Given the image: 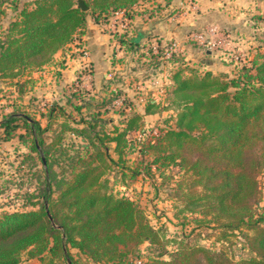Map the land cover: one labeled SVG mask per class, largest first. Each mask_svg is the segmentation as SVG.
<instances>
[{
    "label": "trees",
    "instance_id": "16d2710c",
    "mask_svg": "<svg viewBox=\"0 0 264 264\" xmlns=\"http://www.w3.org/2000/svg\"><path fill=\"white\" fill-rule=\"evenodd\" d=\"M5 2L0 0V14ZM84 2L92 12H115L130 10L138 0ZM86 13L77 8V0H33L24 6L0 37V77L16 79L26 70L38 71L48 65L77 34H83ZM183 72L186 70L179 69L172 76L171 95L180 98L174 105L182 110L164 132L163 139L176 147V153L166 159L192 174L195 179L190 189L202 187L203 194L188 189L182 196L181 213L196 214L204 208L208 215L219 213L227 219L220 225L222 234L238 231L252 256L235 260L223 250L192 245L182 236L173 239V252L164 251L143 264H264V181L259 179L264 176V45L251 59H244L238 76L207 71L202 78L193 79ZM111 96L109 101L101 99V108L120 98L115 91ZM48 112L47 128L52 126L55 112L67 117L60 125L61 134L48 147L42 137L45 129L34 118L14 113L0 124L8 131L11 123L23 120L32 139L30 150L40 154L41 147L44 156L40 159L46 169L42 200L32 203L35 210L0 214V264H23L25 252L30 258L58 257L60 264H120L123 256L145 243H163L165 231L156 230L129 197L113 193L105 179L106 170L117 165L108 144H115L114 153L123 162L127 133L138 126L139 115L127 122L126 130L117 133L115 127L110 135L102 134L105 123L98 119L84 122L86 127L81 129L70 125L69 119H74L63 106ZM152 113L153 106H145L144 115ZM63 133L82 141L87 133L91 136L90 143L83 145L87 155H68L65 163H58L66 165L59 176L49 156L53 146L62 144ZM186 160L191 162L184 168ZM46 203L53 221L48 218ZM244 229L252 235L244 234ZM71 249L77 250L78 259ZM165 254L168 258H163Z\"/></svg>",
    "mask_w": 264,
    "mask_h": 264
},
{
    "label": "rangeland",
    "instance_id": "374dc122",
    "mask_svg": "<svg viewBox=\"0 0 264 264\" xmlns=\"http://www.w3.org/2000/svg\"><path fill=\"white\" fill-rule=\"evenodd\" d=\"M6 1L2 7L3 13L0 14V37L17 18L21 9L31 4L33 0ZM203 4L207 5L202 0H188L183 7L193 10L195 16H200L203 11L210 10V8L203 10ZM179 5L182 7V4ZM252 5H254L252 11H247L249 8L246 9L243 6L234 9V13L239 11L237 16L243 13L242 19L249 18L250 24H242L244 30L239 37L242 39L239 40L235 33L229 37L220 33V36L227 38L233 49L218 47L205 50L197 43L183 42L182 52L174 54L171 59H165L161 51L144 57L146 54L143 53L145 51L143 47L142 51L135 49L134 52L137 54L131 52L127 61L122 55L121 58L114 57L119 60V66L108 71L107 81L103 88L99 83L98 89L101 91L99 90L97 94L86 90L87 92L75 96L72 92V89L77 87L75 81L71 86L70 83H61L65 58L80 56L82 54L80 44L76 46L73 44L66 54L55 56L51 64L54 69L48 65L35 75L33 73L35 69H32L26 70L16 79L0 77V124L14 113L18 116L24 114L34 118L45 129L42 137L46 147L52 145L55 138L59 137L62 131L60 125L67 120V117L58 116L55 112L57 116L53 119L52 126L47 128L50 122L48 111L52 107L63 106L71 119H74L73 121L69 119V124L77 126L78 129L86 127L83 126L84 122L96 119L103 121L105 128L102 134L110 133V135L114 133L115 127H117V133L126 130L127 122L139 115L138 126L127 133L128 144L123 150V162L118 160L117 154L114 153L115 144H108L110 155L117 161V165H112V168L106 170L105 179H109V186L113 193L129 197L144 212L149 223L156 230L165 231V238L159 245L145 243L137 251H130L122 257L120 264H143L151 258L161 257L164 251L171 253L176 246L173 244V239L180 240L182 236L192 245L223 250L235 260L252 256V252L238 231L226 232V236L222 234L220 225L226 223L227 219L218 216L219 213L212 211L208 215L205 208L196 214L181 213L184 206L182 196L188 192L195 177L166 159L168 155L176 153V147L174 143L170 144L163 139L170 120L174 122L177 114L182 110L181 107L177 109L174 105V102L179 101L180 98L171 95L173 89L171 77L179 69L186 70L182 74L184 77L193 79L202 78L207 71L213 75L226 72L228 76H238L243 59H251L264 45V0H254ZM140 9L137 6L133 11L136 28L141 23V19L137 18L143 11ZM126 10L128 17L131 18L129 9ZM88 11L86 22L108 24L113 20L112 10ZM247 12L249 15L246 14ZM120 19L117 18L116 28L114 27L112 33L116 35L114 36L116 40L120 37V41L117 40L119 43L125 41L124 37H127V34L118 35L122 33L121 30H117L121 27ZM198 19L195 24L185 26L187 28L181 31V37L184 38L189 32L202 31L210 25L219 26L218 22H206L203 25L201 19L200 21ZM221 30L224 29L221 28ZM77 39L76 36L74 41ZM79 47L81 50L78 49ZM133 55L134 57L130 58ZM242 56L244 58L240 61ZM130 59H133V62ZM85 65L88 74L94 70L88 59ZM110 72L113 74V79H109ZM111 91L118 92L120 98L114 102V105L101 108L100 105L103 103L101 99L109 101L112 97ZM148 104L153 106L154 113L144 115V106ZM77 107L82 110H76ZM90 136L87 133L85 140L82 141L80 137L67 134L65 138L63 137L62 144L52 147L49 159L56 175H63L61 167L65 168L66 165L62 166L58 163L62 161L65 163L68 155L73 157L77 153L80 156L86 154L83 145L90 143ZM84 142L86 144H83ZM31 143V136L26 132V124L23 120L11 123L8 131L0 126V214L35 210L37 206L35 207L32 203L35 201L40 203L42 200L46 169L40 157L44 154L41 147H39L40 154L31 152ZM194 149L197 151L196 147ZM190 162L186 160L183 167H189ZM134 173L139 174L133 178ZM259 179L263 183L264 176H259ZM191 192L199 196L203 194L202 187L192 189ZM243 232L251 234V231L245 229ZM71 253L74 259H78L77 250L71 249ZM163 258H168V254H165ZM21 262L23 264H60L61 260L58 257L52 258L49 254L44 258H30L28 252H25Z\"/></svg>",
    "mask_w": 264,
    "mask_h": 264
},
{
    "label": "crops",
    "instance_id": "0c3cea01",
    "mask_svg": "<svg viewBox=\"0 0 264 264\" xmlns=\"http://www.w3.org/2000/svg\"><path fill=\"white\" fill-rule=\"evenodd\" d=\"M187 1L188 0H138V2L131 7L132 10H129L132 14V17H129L130 24L132 23V25L130 28L128 27V32L126 33L127 37H124L125 41H121L120 43L118 42L120 41V37H118L117 41L115 38L116 35L112 34L113 29L110 23L102 24L88 21L85 29H83V34L79 33L76 35L78 37L77 41L71 42L54 55L55 57L66 54V51L71 45L73 46V44H75V46L80 44V47H82V54L80 56H76L75 58L69 56L65 58V68L62 69L63 74L61 83H70L71 86L75 81L77 87H74L72 92H76L77 95L89 90L90 93L94 92L93 94H97L100 90L98 89L99 83L103 88L107 81L106 74L108 71L119 66V60L114 59V57L121 58L122 55L127 61L128 55H130L131 52L133 53L135 49H140L142 51L143 47L145 49V51H143V53L145 52L146 54L144 55L145 57L151 55V53L156 54L155 48L159 47V49H161V46L165 42L181 40L183 43L184 39L181 37V31L187 28L185 26L195 24L198 18L201 19L203 25H205L206 22H218V25L224 29L223 32L226 35L230 36L235 33L240 40L242 38L239 37L244 30L242 24L250 23L248 20L249 18L246 20L242 19L244 18L242 17L244 16L243 13L237 16L239 11L234 13V9L235 7L239 6L238 8H241L243 6V8H249L247 11L254 10V5H252L254 0H202L203 3H207V5L203 4V10H207L206 8H210V10L203 11L200 16H195L193 10L189 8L184 9L183 6ZM179 4H182V7H180ZM137 6L143 11L140 15L138 14L139 16L137 18L141 19V23L136 28L134 26L135 15L133 11ZM246 14H248V12ZM200 19L198 20L200 21ZM80 47L78 49H80ZM122 48L125 49L122 50ZM54 57L48 65L53 63ZM133 57L134 55L130 58ZM87 59L90 61L91 67L94 68L89 74L86 72L85 65ZM130 60L133 62V59ZM120 63H122V61H120ZM48 65L43 68H46ZM42 69L33 72L34 75L38 74ZM51 69H54L53 65H51Z\"/></svg>",
    "mask_w": 264,
    "mask_h": 264
},
{
    "label": "built area",
    "instance_id": "2783aa9c",
    "mask_svg": "<svg viewBox=\"0 0 264 264\" xmlns=\"http://www.w3.org/2000/svg\"><path fill=\"white\" fill-rule=\"evenodd\" d=\"M112 17H113V20L112 22H110V25L113 31H114L115 24L117 23L116 21L117 18H121L120 19L121 27L119 29L117 28V30H121L120 32L122 33H119L118 35L122 36L123 34H126L128 32V27L130 28L132 25V23L130 24V18L127 15V11L126 10L115 11L113 12ZM221 32L224 35H226L219 26L210 25L202 29V31L187 33L183 39H184V42L186 43H197L205 50L206 49L211 50V49L218 48V47H225V48L233 49V47L231 46V43L226 38L229 36L226 35V37L224 38L220 36ZM181 45H182L181 41L171 40V41L165 42L161 46L162 48L161 50L159 49V47L155 49H156L157 54L161 51L165 59H169V58L171 59L174 54H179L182 52L183 49H181ZM239 54H240L239 56H241V53ZM243 58L244 57L242 56L239 60L241 61ZM109 79H113V74L111 72L109 73Z\"/></svg>",
    "mask_w": 264,
    "mask_h": 264
},
{
    "label": "water",
    "instance_id": "95a60500",
    "mask_svg": "<svg viewBox=\"0 0 264 264\" xmlns=\"http://www.w3.org/2000/svg\"><path fill=\"white\" fill-rule=\"evenodd\" d=\"M77 8H79L81 11L86 12L88 11L89 7L86 5V3L84 2V0H77ZM44 163L45 160L43 159ZM46 210H47V215L48 218L53 221L52 216L50 214V211L48 210V204L46 203ZM70 263V262H69ZM71 264V263H70Z\"/></svg>",
    "mask_w": 264,
    "mask_h": 264
}]
</instances>
